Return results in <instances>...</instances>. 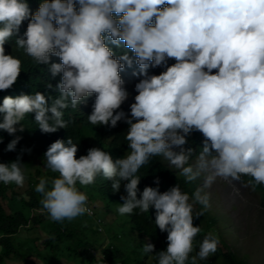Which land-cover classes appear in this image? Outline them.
<instances>
[{
    "label": "clouds",
    "instance_id": "obj_1",
    "mask_svg": "<svg viewBox=\"0 0 264 264\" xmlns=\"http://www.w3.org/2000/svg\"><path fill=\"white\" fill-rule=\"evenodd\" d=\"M0 130L16 135L0 252L254 264L215 189L239 182L264 208V0H0Z\"/></svg>",
    "mask_w": 264,
    "mask_h": 264
},
{
    "label": "rangeland",
    "instance_id": "obj_2",
    "mask_svg": "<svg viewBox=\"0 0 264 264\" xmlns=\"http://www.w3.org/2000/svg\"><path fill=\"white\" fill-rule=\"evenodd\" d=\"M217 184L215 196L221 199L222 210L232 216L233 236L240 237V253L248 252L254 264H264V208L260 196L239 182L217 179ZM213 188H208L209 194Z\"/></svg>",
    "mask_w": 264,
    "mask_h": 264
},
{
    "label": "trees",
    "instance_id": "obj_3",
    "mask_svg": "<svg viewBox=\"0 0 264 264\" xmlns=\"http://www.w3.org/2000/svg\"><path fill=\"white\" fill-rule=\"evenodd\" d=\"M109 47H111L113 51L115 50L121 51V55L124 53H128L129 55H132V51L125 46L123 41H120L118 46L109 43ZM35 81H36V78L28 77L24 80L22 85H32L31 83H34ZM26 91H30V89L26 86L24 87L17 86L16 90L14 89L2 90V94L3 96H11L14 98L21 94H28ZM71 134L73 135L74 138H76L79 141H86V142L91 143L90 139L86 138L84 135L78 133L77 131H72ZM15 138H16L15 134L10 135L4 130H0V149H2V147L4 148L7 147L8 143H10ZM152 171L154 173L158 172V173L163 174L162 183L165 187H168V189L176 185L175 182L172 181L170 174L168 172H163L161 168L159 167V165L158 167H155ZM185 189L188 190L187 188ZM181 190L184 191L183 189ZM2 201H6V197H3V193L0 191V233L3 232L5 225H6V221L8 219L7 213H5V210L2 207ZM69 232L70 234H73L72 229ZM27 245L28 247L26 248L21 247V246H16L12 250H2L0 252V264H9V261L13 259L18 260V261L22 260L24 262H27L28 264H36L32 259L30 260L29 258L35 252H38L39 255L42 258H44V260L46 261V264H54V259H56L55 257H53L54 254L51 255V254L40 253V251H38V246L33 245L32 243H27ZM220 250H221L220 259H222V261L225 264H245L244 262L239 261L235 255L227 252V250H225L224 248H221ZM65 254L67 255V257H72L75 259L72 253L67 252Z\"/></svg>",
    "mask_w": 264,
    "mask_h": 264
}]
</instances>
